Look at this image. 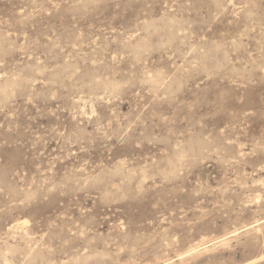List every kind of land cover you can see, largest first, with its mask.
I'll return each mask as SVG.
<instances>
[{
	"label": "rangeland",
	"instance_id": "1",
	"mask_svg": "<svg viewBox=\"0 0 264 264\" xmlns=\"http://www.w3.org/2000/svg\"><path fill=\"white\" fill-rule=\"evenodd\" d=\"M0 264H264V0H0Z\"/></svg>",
	"mask_w": 264,
	"mask_h": 264
}]
</instances>
